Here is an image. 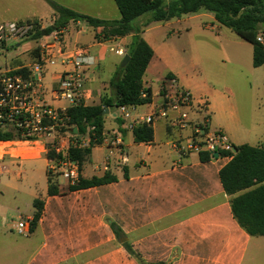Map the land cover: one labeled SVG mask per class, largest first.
<instances>
[{"label": "crops", "instance_id": "0c3cea01", "mask_svg": "<svg viewBox=\"0 0 264 264\" xmlns=\"http://www.w3.org/2000/svg\"><path fill=\"white\" fill-rule=\"evenodd\" d=\"M55 1L95 18L121 19L115 0ZM37 2L45 5L46 0H0V23L37 20L43 30L53 26L57 16L49 5L43 11L35 10ZM116 11L120 15L117 18ZM182 17L154 22L143 28L141 37L155 52L146 70L148 79H143L144 86L152 91V100L131 109L132 116L159 111L164 101L163 85L170 75L193 95L194 109L190 112V119L196 121L210 116L211 129L222 130L235 146L239 138L237 132L250 133L252 129L242 125L232 112L227 122L212 119V115L216 116L225 105H229V98L214 90L215 95L209 101H203L200 98L203 93H193L170 68V55L160 37L164 32L174 31L172 26L181 23ZM196 17L209 19L212 25L204 23L206 29L222 30V24L213 13L201 11ZM66 28V49L85 48L95 61L86 70L91 95L87 105L99 103L103 96H112L110 81L117 60H110L112 68L107 77L103 76V65L109 60V53L121 58L114 50L122 48L126 51L132 36L96 39L101 29L94 30L81 22L70 23ZM89 32L93 34L91 38ZM24 41L35 42L36 45L27 49L34 61L38 56V40L28 38ZM5 44V48L1 47ZM21 45L22 41L15 40L0 43V53L10 47L17 49L14 58L5 57L0 62V72L17 70L28 64L21 57ZM63 72L61 64L50 68L44 89L37 91V99L56 108L68 106L66 101L57 100L52 93ZM143 106L147 108L143 109ZM117 111L121 115L117 107L109 109V114L105 115L104 142L92 149L80 172L86 179L102 177L109 172L116 177L115 182L76 191L69 190L68 184H59V193L49 195L50 162L41 146L32 148L38 152L36 156L6 158L8 182L4 187L9 192L0 190V211L21 210L19 205L25 219L32 220L34 202L40 200L43 213L36 229L26 237L13 230L5 215L0 216V264H264V236L253 237L240 226L232 213L231 197L226 194L220 179V171L230 158L218 155L203 162L200 158L202 152L185 151L181 155L179 148L188 145L193 130L171 122L178 112L170 111L169 117L157 114L151 124L153 141L139 143L134 140L133 131L126 129L125 121ZM109 120L111 125L108 127ZM83 138L84 147H88L90 138ZM72 141L67 139L69 144ZM116 141H120L117 149L114 146ZM38 160H44L48 166L45 189L32 186L27 180L18 182L27 173L26 164ZM11 192L17 203L14 208L7 203Z\"/></svg>", "mask_w": 264, "mask_h": 264}, {"label": "trees", "instance_id": "16d2710c", "mask_svg": "<svg viewBox=\"0 0 264 264\" xmlns=\"http://www.w3.org/2000/svg\"><path fill=\"white\" fill-rule=\"evenodd\" d=\"M57 16L53 26L43 30L37 20H27L35 24V31L29 38L38 40L42 33L49 34L55 29L66 28L70 23L81 22L94 30L101 29L96 39L109 40L116 37L132 36L125 54L130 61L125 67H119L110 81L113 95L103 96L99 103L72 106L69 116L74 126L72 133L77 137L90 138L88 147L72 146L68 157L82 171L88 162L92 149L104 142L106 108L112 110L121 106H141L151 103L152 91L143 83L146 70L155 52L141 37L143 28L154 22H168L174 18L197 14L201 11L211 12L216 20L239 35L244 41L253 45V64L255 67L264 65V48L257 41L260 28L264 26V0H115L121 19L118 21L103 20L75 12L54 0H46ZM143 18V22L136 23ZM17 71L15 73H19ZM168 78H171L169 75ZM146 93L147 97H142ZM77 129V134L74 133ZM136 142H152L154 131L151 124L137 126L133 130ZM12 135L0 130V140L10 139ZM235 154L219 152V157L233 155L232 159L220 171L223 188L231 197V208L234 218L251 236H264V145L252 146L243 144L234 146ZM48 160H60L62 155L53 151L46 154ZM201 161L214 159V153L202 152ZM58 175L48 171V193H59ZM114 175L106 172L104 176L86 179L80 175L75 185H69L71 191L88 189L115 182ZM35 214L31 221L33 232L43 213V202L35 200ZM117 234H120L116 230ZM130 250V248L128 247ZM162 264V263H159Z\"/></svg>", "mask_w": 264, "mask_h": 264}, {"label": "built area", "instance_id": "2783aa9c", "mask_svg": "<svg viewBox=\"0 0 264 264\" xmlns=\"http://www.w3.org/2000/svg\"><path fill=\"white\" fill-rule=\"evenodd\" d=\"M34 31L33 22L0 23V43L26 40ZM67 32V28H60L49 34L45 33L37 41L38 56L34 61L17 70L0 72V130L12 135L10 139L0 140V175L8 171L7 157L36 156L38 152L32 148L39 145L45 155L49 151L62 155V159L58 161L49 160L51 171H61L69 185H75L79 181V166L69 159L68 154L70 147H84L85 143L83 137H77L72 133L74 126L68 110L72 106L87 105L91 99L87 88L86 70L95 61L85 48L66 49L64 37ZM257 41L264 48V32L258 33ZM114 51L119 56H125L122 48ZM58 64L63 66L64 72L52 93L57 100L68 103L67 107L62 108H56L36 97L37 91L44 89L45 78L50 68ZM17 71L20 72L15 73ZM162 91L164 101L158 112L133 117L131 109L136 106L119 107L126 129L133 131L139 125L153 124L157 114L169 117V112L175 111L179 115L171 118V122L182 128L191 127L193 130L188 145L179 148L181 155L185 151L214 153L216 148L218 152L235 154V148L228 136L222 130L211 129L210 116L196 121L190 119V112L194 109V98L177 79L168 78ZM142 97H147V94L143 93ZM68 138L73 139L71 144L67 142ZM119 144L120 141L114 143L116 149ZM16 149L18 150L15 151ZM114 152L115 149L109 154L112 155ZM227 157L231 160L233 155ZM31 221L20 218L12 223V228L20 236H29L32 232Z\"/></svg>", "mask_w": 264, "mask_h": 264}, {"label": "rangeland", "instance_id": "374dc122", "mask_svg": "<svg viewBox=\"0 0 264 264\" xmlns=\"http://www.w3.org/2000/svg\"><path fill=\"white\" fill-rule=\"evenodd\" d=\"M91 1L114 2L111 0ZM41 2L34 5L35 10L43 11L48 6L46 2L45 5H42ZM118 16L120 15H117L116 11V18ZM118 20L120 18L111 21ZM141 20L143 22V18H141L136 23L141 22ZM204 23L212 25L208 18H197L196 14H191L182 17L181 23H175L172 26L174 31L170 30L162 34L160 40L165 42V48L170 55V68L178 73L181 80L190 87L193 93H203V96L200 97L203 101H209L208 99L215 95L214 90H219L229 98V105H225L224 110L216 116L212 115V119L214 118L217 122H227L230 120L228 117L232 112L239 117L242 125L252 129L250 133L237 132L239 138L236 140L235 146L243 144L264 145V65L261 67L254 66L253 45L244 41L234 31L223 25H221L222 30L206 29ZM260 32H264V26L260 28ZM92 35L91 32L88 33V37L91 38ZM34 45L36 44L33 41H22L20 53L27 63L32 62L30 52L27 49H31ZM1 47L5 48L6 44ZM16 51L17 49L11 47L4 49L0 53V62H3L5 57L14 58ZM111 54L109 53V60L103 65L104 77L108 76L110 68H112L110 60L113 58L117 60L114 75L122 66L124 57H112ZM147 79L145 73L144 80ZM142 108L145 109L147 106ZM117 114L120 115L118 111ZM109 125H111L110 120L107 121V126L109 127ZM47 167L44 160L28 162L25 166L27 173H24L23 179L18 182L25 183L27 180L32 183V186L45 189L47 186ZM60 172L55 170V173L59 174V184L67 185L69 182ZM7 175L8 173H5L4 176L0 177V190L9 192L4 187L8 182ZM8 194L10 200H7V203L14 208L17 203L13 200L12 192ZM20 199L18 202L21 201ZM18 207L21 210L0 211V216L5 215L6 221L10 223L16 222L20 217L25 219L22 207L19 205Z\"/></svg>", "mask_w": 264, "mask_h": 264}, {"label": "water", "instance_id": "95a60500", "mask_svg": "<svg viewBox=\"0 0 264 264\" xmlns=\"http://www.w3.org/2000/svg\"><path fill=\"white\" fill-rule=\"evenodd\" d=\"M55 30V28H53ZM45 32L42 33V35H44ZM130 61V56L125 54L124 58H123V61H122V67H125ZM104 115H107L109 114V108H106L103 112ZM74 133L77 134V129H74ZM219 153H218V149L216 148L215 149V152H214V156L215 157H218Z\"/></svg>", "mask_w": 264, "mask_h": 264}]
</instances>
